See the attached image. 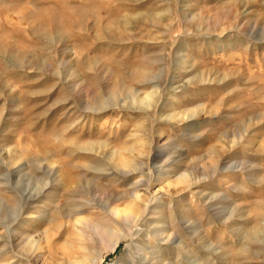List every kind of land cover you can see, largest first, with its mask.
<instances>
[{
    "label": "rangeland",
    "instance_id": "1",
    "mask_svg": "<svg viewBox=\"0 0 264 264\" xmlns=\"http://www.w3.org/2000/svg\"><path fill=\"white\" fill-rule=\"evenodd\" d=\"M134 191L100 264H264V0H0V264Z\"/></svg>",
    "mask_w": 264,
    "mask_h": 264
},
{
    "label": "bare ground",
    "instance_id": "2",
    "mask_svg": "<svg viewBox=\"0 0 264 264\" xmlns=\"http://www.w3.org/2000/svg\"><path fill=\"white\" fill-rule=\"evenodd\" d=\"M149 198L153 196V193L148 194ZM151 195V197H150ZM148 198V199H149ZM132 203L129 207L121 208L119 206H113L109 209V215L111 218L107 219L105 225L95 226V229L102 233L99 238L98 243L99 248H94L92 244L95 238H92V226H88L86 230L78 231L80 239V248L82 249V254L79 258L72 261L73 264H100L104 261L105 256L109 252H113L119 244L120 237H125L123 234L124 228L128 225H136L137 221H141L143 216L139 214V202L143 199H147L145 196L138 195L135 191L131 193ZM80 220V218L78 219ZM124 221V224H121ZM77 222V221H76ZM82 222V221H80ZM127 224V225H126ZM84 227V226H83ZM151 230L157 231V228H150ZM94 231V229H93ZM95 232V231H94ZM155 233V232H154ZM168 234V233H167ZM166 233L161 236V239L169 237ZM128 238V244L131 242V236H126ZM170 239V238H169ZM96 240V239H95ZM168 240V238H167ZM29 256V255H27ZM75 258V257H74ZM31 262V258H27Z\"/></svg>",
    "mask_w": 264,
    "mask_h": 264
}]
</instances>
